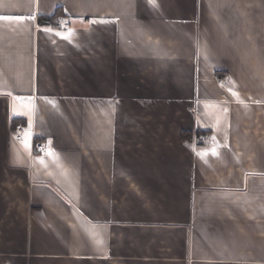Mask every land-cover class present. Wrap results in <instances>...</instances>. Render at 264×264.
Wrapping results in <instances>:
<instances>
[{"label":"crops","instance_id":"0c3cea01","mask_svg":"<svg viewBox=\"0 0 264 264\" xmlns=\"http://www.w3.org/2000/svg\"><path fill=\"white\" fill-rule=\"evenodd\" d=\"M0 264H264V0H0Z\"/></svg>","mask_w":264,"mask_h":264},{"label":"built area","instance_id":"2783aa9c","mask_svg":"<svg viewBox=\"0 0 264 264\" xmlns=\"http://www.w3.org/2000/svg\"><path fill=\"white\" fill-rule=\"evenodd\" d=\"M70 26V21L64 17H58L55 20V27L56 28H67ZM219 82H223V79H219ZM23 126L20 123L15 124V132L18 138H21L23 135ZM212 141V137L209 133L201 132L194 134L190 137V142L193 145H200V144H210ZM44 145L40 141L35 142V150L36 152L44 151Z\"/></svg>","mask_w":264,"mask_h":264},{"label":"trees","instance_id":"16d2710c","mask_svg":"<svg viewBox=\"0 0 264 264\" xmlns=\"http://www.w3.org/2000/svg\"><path fill=\"white\" fill-rule=\"evenodd\" d=\"M39 23H40V24H44V25L52 24L53 26H55V21L53 22V20L48 19V18L40 19V20H39ZM14 127H15V126H14Z\"/></svg>","mask_w":264,"mask_h":264}]
</instances>
